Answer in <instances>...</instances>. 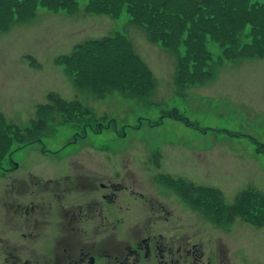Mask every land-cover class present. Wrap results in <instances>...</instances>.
<instances>
[{"label":"rangeland","instance_id":"rangeland-1","mask_svg":"<svg viewBox=\"0 0 264 264\" xmlns=\"http://www.w3.org/2000/svg\"><path fill=\"white\" fill-rule=\"evenodd\" d=\"M31 1L28 8L27 1L21 0L18 10L25 15L0 11V129L10 134L9 148L15 149L12 157L17 164L0 174V264L8 263L7 257L8 264H69L54 262L56 257H65L61 248L53 251L54 239L68 237L74 247L80 239L71 237V232L56 233L53 225L62 221L59 216L37 217L41 227L36 229V223L24 220L18 204L24 211L23 207L32 200L37 203L38 197L46 204L51 202L54 213L61 208L71 211L79 202L74 192L66 194L68 188L100 197L124 185L117 193L118 204L125 206L130 201L134 207L132 214L123 212L126 223L117 229L112 224L96 225V230L104 232L98 233L89 229L94 226L91 223L77 222L96 247L109 233H114L106 239L110 245L124 238L151 236L153 246L156 239L159 245L170 243L168 247L175 250L181 246L184 251L175 255H182L180 264H264V225L250 220H257L260 214L254 196L246 195L245 201L232 209V225L221 222L226 205L232 208L236 195L245 188L264 194V57L217 60L224 51L223 42L216 40L226 36L222 29L214 37H205V52L208 59L211 54L213 57L209 76L200 84L177 90L178 67L196 47L182 38L198 27H208L209 23L200 25V21L208 22L206 4L197 5L198 0L171 2L170 10L181 11V18L165 15V33L159 42L151 41L147 26L130 22L126 13L112 18L82 11L87 0H78L79 10L72 14L51 11L37 0ZM36 4L32 19H19H25ZM194 9L202 11L203 19L195 17ZM234 13L238 18L239 12ZM10 19L20 21L4 29L1 21ZM189 24L192 27H187ZM179 25L188 31L182 33ZM112 31H121L132 40L155 76V87L144 102L137 101L139 94H133L137 92L133 87L136 70L125 61L124 52L113 44L93 40ZM249 41L245 30L238 43ZM77 46V53L65 59ZM106 86L112 93L97 98L94 91ZM53 95L63 102L53 100ZM160 115L161 121L153 126L152 120ZM38 116H45L48 122L38 132L43 144L36 142L37 132L30 134L32 128L37 131ZM75 133L77 140H73ZM30 140L33 143L20 148ZM154 151H160L158 166L152 163ZM70 161L78 163H71L69 172ZM71 173L79 174L80 180L61 181L64 198L58 202L45 192L34 199V195L5 192H28L37 188V179L58 182ZM158 174L166 175L161 178ZM113 183L114 187H109ZM182 184L194 187L193 199L177 194ZM197 186L218 188L222 198ZM3 199L12 205L2 207ZM114 208L117 204L105 209L112 223ZM29 209L33 211L32 204ZM16 225L19 231L9 230ZM133 226L140 227L130 228ZM134 231L137 234L128 235ZM131 244L137 250L135 240ZM141 244L145 246L142 240ZM189 249L191 254L186 253ZM5 250L10 254L3 262ZM143 257L140 255V264H157L153 253L147 261ZM103 260L98 257L95 264H103Z\"/></svg>","mask_w":264,"mask_h":264},{"label":"trees","instance_id":"trees-1","mask_svg":"<svg viewBox=\"0 0 264 264\" xmlns=\"http://www.w3.org/2000/svg\"><path fill=\"white\" fill-rule=\"evenodd\" d=\"M25 1V0H24ZM26 5H33L31 0H26ZM175 0H88L85 11L87 12H98L107 13L111 16H116L121 11V9L126 8V12L129 14L130 19L142 26L145 25L148 28L149 39L151 41L162 42L161 37L164 35L163 24L166 19V14L172 18L178 20V15L181 18V11L170 10V4ZM179 2L180 0H176ZM39 2L47 7L48 9L58 10L63 9L67 12H72L76 7V0H39ZM205 2V3H203ZM240 7H239V5ZM21 4V0H0V11H14L17 15L21 14L18 7ZM197 5H205L206 11L208 12L207 20L208 22H201V24L209 23L208 27H198L190 34H185L183 40L185 42L195 43L196 47L194 50L186 54V58L183 63L178 67L179 74L177 79L187 82L194 81L201 78V69L205 64L208 56L205 52V37H214L219 31L224 30L225 37L216 39L219 42H223L224 51L221 53L222 58H235L240 55H252L258 54L259 56L264 55V0H198ZM195 10V9H194ZM235 11L239 12L238 18H236ZM32 10L26 14L30 15ZM27 17V16H26ZM195 17L200 20L203 19L202 11L195 10ZM25 18V17H24ZM19 19H22L19 17ZM12 20L1 21L3 23V28H6ZM193 20H189L192 23ZM184 23V21H182ZM187 27H192L190 24ZM178 30L184 33L188 31L183 25H179ZM247 32L250 37V41L240 45L238 43V37L243 31ZM196 31V33H195ZM174 33V32H172ZM187 35V36H186ZM237 40V44L236 43ZM95 42L99 44L110 43L115 46L117 51H123L125 61L131 65L136 70L135 73V84L133 87L137 89L136 93L140 94L146 91L152 83V76L147 69V66L143 63L142 59L131 49L128 40L120 35L116 34L113 36H106L104 38L96 39ZM78 46L74 49L73 53L66 56L65 59H69L78 51ZM110 73V72H109ZM134 74V72H132ZM105 74L99 75V77H104ZM77 78V77H76ZM123 78V76H122ZM105 88H110L106 86L104 88H98L99 96L106 90ZM126 95L125 93H123ZM56 99L61 103V99L56 97ZM13 130V129H12ZM10 134L4 128L0 129V158L9 150ZM186 189L191 192L194 190L192 185H186ZM200 191H210L216 197L222 198L220 190L217 189H205L199 188ZM254 196V204L259 208H264V196L260 194H255L250 191L240 192L234 202L233 207H238L245 201L246 195ZM248 195V196H249ZM241 199V200H239ZM238 202V203H237ZM87 211V209H86ZM93 212L99 213L98 209L90 207L89 213ZM49 212L41 207H37V217H44ZM264 219V211L260 214V220H255L256 222H262ZM75 231L76 228H71ZM71 264V263H70Z\"/></svg>","mask_w":264,"mask_h":264},{"label":"flooded vegetation","instance_id":"flooded-vegetation-1","mask_svg":"<svg viewBox=\"0 0 264 264\" xmlns=\"http://www.w3.org/2000/svg\"><path fill=\"white\" fill-rule=\"evenodd\" d=\"M80 180V178H79ZM62 182H65L66 184L68 182H70V180L68 179H64L62 180ZM61 184V182H55L54 185L51 184V183H48V182H41V183H37V188L32 190L33 193H35V195H37L38 193H41V192H45L47 194L50 195V197L52 198H55V201L58 202L60 201V199L64 198V195L63 193H61V191L63 190V187H60L59 185ZM109 187H114V183L109 185ZM65 189V187H64ZM117 189V188H115ZM115 189L112 190L111 194H107V193H102L100 195V197H97V196H94V194H88V192H83L81 190L83 189H74V188H68L66 191L68 195H72V193L74 192L76 194V198H78V202L77 204L75 205H72V209H71V213L68 212V211H65L64 213L63 212H60V211H57L58 215L61 217V218H64L66 219L67 221L71 222L73 220H78V221H84V222H93L95 225H100V224H103L105 221H104V216L102 215L100 218H98V221H96V219L94 218H91V216L88 214L89 211H90V207H93L94 209H98V210H103V206H108V205H113L115 202H116V195H115ZM6 194H7V191H5ZM5 195H3V197L5 198ZM133 199H135V197H133ZM1 206L2 207H9L10 204L8 203V201H5L4 199L1 201ZM37 207H39V205L35 204L33 206V223L37 224ZM121 205L117 204V208H114L115 211H113V213L116 214V216L118 214H120V209H121ZM134 207H131L128 206L127 207V210L128 212H130L132 214V209ZM87 209V211H86ZM154 207L152 206V212L154 213ZM25 213H27V209L25 211ZM108 213L110 214V212L108 211ZM112 213V214H113ZM114 219L117 221V223H122V220H121V217H114ZM155 222H153L154 224ZM73 228V227H71ZM76 229H80L81 227H75ZM154 236V235H152ZM151 236L149 237H145V238H141L140 239V242L139 241H135L136 244L138 245L137 247V250H129V252L127 253L126 256H121L122 258H118L116 257V254H113V257H112V261L115 262L116 264L119 263V264H130L129 262H133L132 264H137L139 261H141L140 259V255H143V259L145 261H147V259L149 258V255L151 253L154 254V257H156L157 259V264H180V261H181V258H182V255H179L177 258H175V255L177 254H181L184 249L180 246H178L179 248H176V250L172 247H168L170 246V243H164L162 246L159 245L157 239L154 240V246L153 244L151 245L152 243V240L150 238ZM141 240H142V243H145V246L143 244H141ZM118 245V248L116 250H114V252H116L118 249H119V244L116 243ZM172 244V243H171ZM196 246V244L194 245V247ZM192 247V248H194ZM146 249V250H145ZM141 251L143 252V254H141ZM10 251H3V257L1 258V260L4 262V260L6 259V255L8 256L10 253ZM191 249L187 250V254H191ZM79 258L80 260H84L86 261L87 257H88V253H85L83 251V247H81L79 249ZM107 256H110L111 253L108 252L106 253ZM148 255V257H146ZM169 257L168 260H165L166 257ZM151 258V257H150ZM195 258V257H194ZM17 259V258H16ZM115 259V261H114ZM10 259L7 257V261L8 263H10L9 261ZM15 260V259H14ZM128 260V261H127ZM199 260H200V257H199ZM197 260V261H199ZM27 261H30L29 259ZM83 261V262H84ZM196 261V262H197ZM13 264H17L15 263L14 261H12ZM5 263V262H4ZM2 263V264H4ZM6 263V264H8ZM19 264V263H18Z\"/></svg>","mask_w":264,"mask_h":264},{"label":"water","instance_id":"water-1","mask_svg":"<svg viewBox=\"0 0 264 264\" xmlns=\"http://www.w3.org/2000/svg\"><path fill=\"white\" fill-rule=\"evenodd\" d=\"M93 262V260H92V258L90 259V263H92Z\"/></svg>","mask_w":264,"mask_h":264}]
</instances>
